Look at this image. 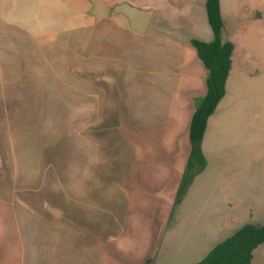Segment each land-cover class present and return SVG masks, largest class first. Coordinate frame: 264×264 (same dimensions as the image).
Wrapping results in <instances>:
<instances>
[{"label":"crops","instance_id":"1","mask_svg":"<svg viewBox=\"0 0 264 264\" xmlns=\"http://www.w3.org/2000/svg\"><path fill=\"white\" fill-rule=\"evenodd\" d=\"M104 1L109 7L128 2L153 8L149 30L136 33L129 29L123 15L110 14L103 22L87 28L85 35L82 33L87 79L65 77L62 73L53 78L75 80L88 90L92 98L86 109L93 120L109 123L119 158L113 160L104 154L107 133L100 134L98 139L92 129H88L90 133L87 130L86 137L78 129H71L78 155L72 161L68 178L76 187H64L62 180L56 179V192H51L56 197L55 208H48L46 177L37 182L35 177H29L32 169L41 167L33 148L37 142L48 143L47 131H36L41 140L27 134L26 139L22 137L24 134L15 130L13 112L6 105L13 95L21 97L23 85L14 83L13 95L1 92L0 101L5 109L0 111V264H160L161 237L168 230V222L189 207L187 196L193 189L190 188L188 199L177 200L192 151V119L198 101L207 91L206 68L192 41L213 40V34L202 33L191 24L205 18L208 22L207 0H178L181 4L189 3L188 11L175 8L176 0ZM77 2L40 0L49 9L45 18L33 19L30 30L40 32L37 35L44 40L48 38L44 25L55 27L63 18L78 23V16L63 13L64 8H76ZM49 3L57 7L51 8ZM2 13L0 38L8 41L12 31L6 28ZM102 26L108 31L100 37L98 29ZM27 34L30 32L26 31ZM78 36L79 33L70 32L69 42ZM135 36H142V41ZM75 54L73 58L79 64L78 52ZM38 68L42 71L37 76L50 83L46 80L50 71L42 65ZM61 71L65 72L63 67ZM132 79L136 115L121 111L124 90L130 87ZM30 84L27 81L26 87ZM39 84L42 82L36 85ZM96 96L102 97L101 104ZM21 107L17 119L24 121ZM14 147H20L22 153L25 147L29 148L26 161L13 162ZM179 153L184 158L179 159ZM173 224L172 233L178 232L177 219ZM200 251L198 243L199 253L193 264L206 258Z\"/></svg>","mask_w":264,"mask_h":264},{"label":"rangeland","instance_id":"2","mask_svg":"<svg viewBox=\"0 0 264 264\" xmlns=\"http://www.w3.org/2000/svg\"><path fill=\"white\" fill-rule=\"evenodd\" d=\"M176 2L175 8L188 11L189 3ZM49 4L51 8L57 7ZM92 7L90 0H78L73 10L64 8L63 13L78 16V23L63 18V22L55 27L44 25L48 38L41 40L37 35L40 32L32 33L30 28L33 19L45 18L49 9L46 3L41 5L40 0H0V14L3 12L5 26L12 31L10 40L0 38V93L13 95L14 83L23 85L20 95L24 99L21 110L24 121L17 119L21 97L13 95L12 101L6 105L7 110L13 112L15 130L23 133L25 139L28 135L36 140L42 139L35 134L36 131H47L48 143L40 141L33 148L41 167L32 169L29 177H35L36 182L46 177L49 187L47 207L52 209L56 203L54 181L61 179L64 187L75 186L68 178L72 161L78 155L73 142L76 136L71 135V129H78L84 137L88 135V129H92L98 139L100 134L107 133L104 154L113 160L119 158L109 123L93 120L92 113L86 109L92 98L88 90L75 80L68 82L61 77L53 78L62 73L65 77L73 75L87 79V52L85 54L82 50V42L87 28L96 25ZM220 11L225 22V37L234 45L226 93L218 102L202 141V162L196 160L189 170L190 183L186 186L183 178L180 185L185 190L177 202L185 200L189 190L193 189L187 196L190 204L181 216H172L168 222V230L161 237L160 264H193L199 253L198 243L201 255L207 257L215 245L240 227L264 224V0H220ZM191 27L212 35L206 18L202 22L194 21ZM26 31L30 35H26ZM107 31L106 26L98 29L100 37ZM70 32L73 35L79 33L78 39L72 43L69 42ZM135 38L143 39L142 36ZM76 51L79 64L73 58ZM38 65L50 71L47 73L49 78H46L50 83H46L45 77L37 76L42 71ZM51 68L57 70L51 72ZM206 72L208 79L210 73L207 69ZM130 76L134 77V73L131 72ZM27 81L31 83L28 88ZM39 82L42 84L36 85ZM133 83L132 79L130 87L124 90L125 99H121V111L130 115L138 113ZM96 99L102 103V97L96 96ZM4 107L0 101V111ZM55 137L56 140L52 141ZM26 148L22 153L21 149L14 147V163L26 161V150H29ZM178 158L182 159L184 155L179 153ZM176 219L179 230L172 233ZM171 240L176 242L171 243ZM183 243L189 246L185 247ZM253 264H264V244L255 250Z\"/></svg>","mask_w":264,"mask_h":264},{"label":"trees","instance_id":"3","mask_svg":"<svg viewBox=\"0 0 264 264\" xmlns=\"http://www.w3.org/2000/svg\"><path fill=\"white\" fill-rule=\"evenodd\" d=\"M206 12L213 40L209 43L193 40L192 44L210 76L206 81V94L198 101L191 123L192 151L188 171L184 177L186 186L190 183L189 170L194 167L196 160H202L201 145L209 118L226 93V82L230 74L234 50L231 40L225 37V22L220 11V0H207ZM184 190V187H181L178 199L184 194ZM262 244H264V224L260 226L246 224L226 240L218 243L198 264H253L254 252ZM147 264L154 263L148 261Z\"/></svg>","mask_w":264,"mask_h":264},{"label":"water","instance_id":"4","mask_svg":"<svg viewBox=\"0 0 264 264\" xmlns=\"http://www.w3.org/2000/svg\"><path fill=\"white\" fill-rule=\"evenodd\" d=\"M90 1L93 4L91 14L95 17L96 24L106 20L111 13L121 14L128 20L129 28L139 34H145L149 30L155 13L153 8H142L128 2L109 7L104 0Z\"/></svg>","mask_w":264,"mask_h":264}]
</instances>
